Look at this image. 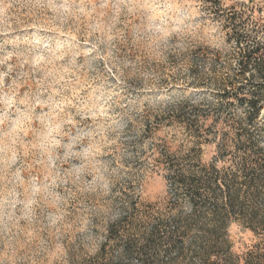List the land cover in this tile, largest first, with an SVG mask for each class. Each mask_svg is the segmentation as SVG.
<instances>
[{
	"label": "rangeland",
	"instance_id": "374dc122",
	"mask_svg": "<svg viewBox=\"0 0 264 264\" xmlns=\"http://www.w3.org/2000/svg\"><path fill=\"white\" fill-rule=\"evenodd\" d=\"M256 42L264 0H0V264H264L263 231L227 215L205 233L167 179H245L241 106L206 132L166 116L217 103L210 83ZM250 73L236 85L264 123Z\"/></svg>",
	"mask_w": 264,
	"mask_h": 264
},
{
	"label": "trees",
	"instance_id": "16d2710c",
	"mask_svg": "<svg viewBox=\"0 0 264 264\" xmlns=\"http://www.w3.org/2000/svg\"><path fill=\"white\" fill-rule=\"evenodd\" d=\"M238 55L240 57L237 66H235L236 72L231 73L228 70L221 74V77H215V80L213 79L214 81L210 83L214 86L210 88L218 97L217 103L210 100L197 101L196 99L175 101L169 105L171 108L166 116L171 122L206 132L212 127V124L216 123L219 127L228 122L221 120L223 105H237L244 109L237 119L239 126L245 125V127H240L245 133H240L237 142L249 153L245 157L244 170L247 173H245V179L242 182L234 180L232 183H228L222 180L217 166L214 164L211 165V171H206L205 168V174L201 173L202 176H196L194 179H186L183 174L179 175L178 173L167 176L173 187L184 188L185 186L193 207L191 215L195 213L199 218L202 215L211 214L210 220L215 225L202 226L204 232L211 235L215 234L214 229L222 228L227 215L236 217L247 228L263 231L264 235V218L261 216L264 204V145L259 144V138H256L259 136L257 134H260L258 133L260 125L264 124L260 120L263 105L260 98L253 96L254 92L246 89L248 85L243 82L242 85H236L240 82L241 77H245L250 72L248 76L253 78L256 75L260 76L262 80L258 85H264L263 44L256 42L251 47L240 48ZM247 79L245 78V80ZM203 84L209 86L208 81H204ZM212 107L216 108L212 109ZM182 221V217L174 218V232L180 231Z\"/></svg>",
	"mask_w": 264,
	"mask_h": 264
}]
</instances>
